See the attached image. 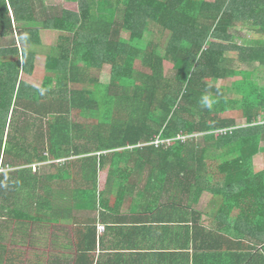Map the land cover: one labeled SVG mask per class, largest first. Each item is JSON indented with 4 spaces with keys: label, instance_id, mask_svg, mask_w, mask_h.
Masks as SVG:
<instances>
[{
    "label": "trees",
    "instance_id": "obj_1",
    "mask_svg": "<svg viewBox=\"0 0 264 264\" xmlns=\"http://www.w3.org/2000/svg\"><path fill=\"white\" fill-rule=\"evenodd\" d=\"M79 4L0 0V214L22 215L31 199L40 208L51 182L71 181L91 208L148 181L157 201L167 194L194 207L209 191L244 225L264 228V85L255 77L264 42L235 41L264 34V0ZM40 51L35 87L21 75L34 74ZM83 114L96 123L77 122ZM226 149L235 157L207 158ZM49 162L48 178L32 171Z\"/></svg>",
    "mask_w": 264,
    "mask_h": 264
},
{
    "label": "crops",
    "instance_id": "obj_2",
    "mask_svg": "<svg viewBox=\"0 0 264 264\" xmlns=\"http://www.w3.org/2000/svg\"><path fill=\"white\" fill-rule=\"evenodd\" d=\"M48 164L32 171L48 178ZM49 184L40 208L31 199L20 203L22 215L0 214V264H264V228L244 225L220 195L206 191L196 206H181L167 194L157 201L142 181L121 201L109 191L108 203L85 208L91 202L71 181Z\"/></svg>",
    "mask_w": 264,
    "mask_h": 264
},
{
    "label": "rangeland",
    "instance_id": "obj_3",
    "mask_svg": "<svg viewBox=\"0 0 264 264\" xmlns=\"http://www.w3.org/2000/svg\"><path fill=\"white\" fill-rule=\"evenodd\" d=\"M44 2L46 5H57V6H61V7H67V8H70L72 10H76V11H78L80 8L79 0H44ZM53 38H54V40H56V38H58L57 34H54ZM6 40L7 39L0 38V46L2 43H5ZM235 41L237 43H240V44H248V46H252V44H255V46H256V44L264 42V34L249 33L245 40L235 39ZM20 48L23 49L24 47L20 46ZM43 55H44L43 51H40L39 54L37 55L36 69H35L36 71H35V74L32 78L29 77L25 73H23L21 75V79L23 81L28 82V83L34 85L35 87L40 85L41 80L43 79V77L45 75V72L43 69V62H44V56ZM230 55H232V57L235 56L234 54H230ZM229 63L235 69L249 70L248 66L239 64L236 61L230 60ZM137 67L141 68V66L138 64H137ZM109 71H110V67L108 65H104L102 69H94L92 72V75L94 77H97L99 75V73L109 72ZM253 71H254V69H253ZM171 75H172V73L170 72L169 76H171ZM255 77H256V79H258V83L260 85H264V70L263 69L260 72H257V70L255 69ZM235 80H236V78L230 79L229 81H226L225 84L230 86L231 83H233ZM75 120L79 123L86 124L87 127L90 125L93 126L96 123V121L94 119H92L91 117H86L84 114L81 116H78V118L76 117ZM237 124L240 126H244L245 120L239 119L237 121ZM235 152H236V150L232 152L231 149H226L225 151H222V152L209 153V154H207V158L215 159V160L221 162V161L229 160V159H232L233 157H235ZM258 163H259V165L264 164V155L259 156Z\"/></svg>",
    "mask_w": 264,
    "mask_h": 264
},
{
    "label": "built area",
    "instance_id": "obj_4",
    "mask_svg": "<svg viewBox=\"0 0 264 264\" xmlns=\"http://www.w3.org/2000/svg\"><path fill=\"white\" fill-rule=\"evenodd\" d=\"M154 144H155V145H159L160 143H159V141H157V142H155ZM7 170H8V167H7V168L2 167V168H0V173L5 172V171H7ZM103 229H104V227H100V228H99V230H101V231H103Z\"/></svg>",
    "mask_w": 264,
    "mask_h": 264
}]
</instances>
